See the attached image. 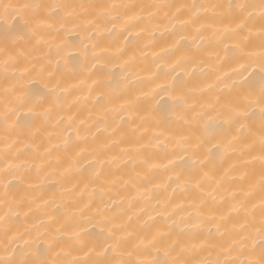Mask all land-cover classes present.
Wrapping results in <instances>:
<instances>
[{"label": "snow or ice", "instance_id": "obj_1", "mask_svg": "<svg viewBox=\"0 0 264 264\" xmlns=\"http://www.w3.org/2000/svg\"><path fill=\"white\" fill-rule=\"evenodd\" d=\"M0 264H264V0H0Z\"/></svg>", "mask_w": 264, "mask_h": 264}, {"label": "bare ground", "instance_id": "obj_2", "mask_svg": "<svg viewBox=\"0 0 264 264\" xmlns=\"http://www.w3.org/2000/svg\"><path fill=\"white\" fill-rule=\"evenodd\" d=\"M3 2H21V0H3ZM77 2H80V0H77ZM87 2V0H85ZM136 2H151V0H136ZM82 34L79 33L78 29L69 28L68 31L64 33L63 40L57 41V43L66 45L63 48L62 55L65 60H68L70 57L72 58L71 62H76L77 58H79L80 61H83V49L79 46V37H81ZM47 51V49H43L42 51H37L33 53V56L36 57V60L33 62L36 63L38 59ZM37 76L34 73L32 78V83L35 84V87L38 89L42 86L44 81H40L37 83ZM82 80H84V84L82 85L83 88V94L87 95V90L89 87L92 86V81L86 79V75L81 77ZM72 83H79V81H72ZM156 118H160V114H156Z\"/></svg>", "mask_w": 264, "mask_h": 264}]
</instances>
